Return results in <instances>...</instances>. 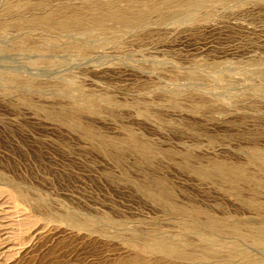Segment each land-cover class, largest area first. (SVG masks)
Segmentation results:
<instances>
[{
	"label": "rangeland",
	"instance_id": "obj_1",
	"mask_svg": "<svg viewBox=\"0 0 264 264\" xmlns=\"http://www.w3.org/2000/svg\"><path fill=\"white\" fill-rule=\"evenodd\" d=\"M23 1L84 3L0 0V17ZM191 1L88 0L145 17L56 45L0 31V264H194L126 241L195 252L203 237L219 264H264V0L175 8Z\"/></svg>",
	"mask_w": 264,
	"mask_h": 264
},
{
	"label": "bare ground",
	"instance_id": "obj_2",
	"mask_svg": "<svg viewBox=\"0 0 264 264\" xmlns=\"http://www.w3.org/2000/svg\"><path fill=\"white\" fill-rule=\"evenodd\" d=\"M130 2L131 0H127ZM207 1L210 0H192L191 2H183L175 4L178 9L189 11L192 9L201 8ZM226 1V0H220ZM83 6L79 10H67L69 5L68 1H62L58 4L57 12H53L48 9L46 2L39 1L38 3L31 1L17 2L16 4H7L3 9L4 17H0V31L6 30L8 27H14L17 29H35L43 28L48 29L49 33L45 40L52 45H56L57 36L55 31H65L72 27L78 28L79 31L86 33H96L100 30L107 28V21L112 23L111 30L115 31L122 27L132 26L135 22L141 21L145 17V12H135L132 10L118 11L114 7L113 3H99L100 9H93L91 5L93 3L88 0H83ZM43 7V11L37 12L33 8ZM21 8H30L33 10L29 15H22L18 13ZM151 10H159L160 6H148ZM9 13V14H8ZM11 14V15H10ZM28 37L24 36L19 40V47H26ZM25 194H20L21 197H25ZM74 226L89 229L88 225H78L72 222ZM184 228L197 230V226L194 223L184 222L182 223ZM217 224L213 221L209 222L210 227H214ZM231 230L238 232L239 226H230ZM209 244L204 246L199 251H187L181 246L175 243L164 241L158 238H150L149 240H136L128 239L126 242L129 246L136 248L143 253L155 252L163 256L172 257L179 260L191 261L194 264H219L220 261L215 257L222 252V247L218 244H214L208 237H203ZM255 243H264V227L256 231V234L251 237ZM186 245L189 242L183 241ZM227 255L233 257L245 258V253L235 244H231L228 248ZM227 264H255L253 259L243 260L240 263L228 261Z\"/></svg>",
	"mask_w": 264,
	"mask_h": 264
}]
</instances>
